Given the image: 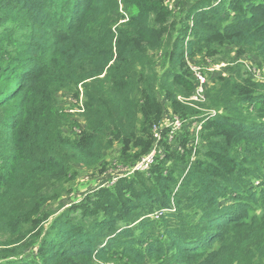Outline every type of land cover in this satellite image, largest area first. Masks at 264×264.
Listing matches in <instances>:
<instances>
[{"label": "trees", "instance_id": "trees-1", "mask_svg": "<svg viewBox=\"0 0 264 264\" xmlns=\"http://www.w3.org/2000/svg\"><path fill=\"white\" fill-rule=\"evenodd\" d=\"M172 1L0 0V44L24 30L17 58L0 45V264H247L253 249L264 264V91L220 75L206 105L178 100L195 89L187 58L234 46L264 60V0H188L178 14ZM86 80V127L71 139L54 93ZM159 96L183 127L201 124L199 145L157 126ZM153 127L146 173L60 203L73 164L96 167L115 144L137 162Z\"/></svg>", "mask_w": 264, "mask_h": 264}, {"label": "rangeland", "instance_id": "rangeland-1", "mask_svg": "<svg viewBox=\"0 0 264 264\" xmlns=\"http://www.w3.org/2000/svg\"><path fill=\"white\" fill-rule=\"evenodd\" d=\"M68 1V0H65ZM181 1V2H179ZM179 2V3H178ZM190 1L188 0H173L170 2V5L174 6L175 13L184 12ZM168 3V2H166ZM119 15L116 12H113L108 19V23L110 28L113 30L120 28L123 23L126 15L123 11H118ZM58 16H55V19H58L59 15L62 14L61 8L57 11ZM181 14V13H180ZM120 16H123L122 18ZM179 16V15H178ZM11 23L6 25V28H11ZM121 29V28H120ZM1 31V29H0ZM24 30L15 29V32H7V37L5 38L4 34V42L0 45L3 46L6 52H9L11 56L17 58L20 50L22 48L21 42L18 39V36L23 34ZM158 62L156 65V71L161 74L165 71L163 69L161 56L158 53ZM198 64H206L210 67L216 68L220 67L213 75L220 76L223 78H228L231 82L242 83L246 79H251V86L262 92L264 91V60L258 58L254 51L251 48L247 47H234V46H226L221 47V49L214 55L209 57H197L195 60H192ZM224 66V67H223ZM90 71L88 65L78 66L75 68L74 78H80L85 76ZM254 71V73H252ZM217 74V75H216ZM208 78L212 77L210 75ZM214 78H210L211 86L217 84L216 81L212 82ZM91 83L90 80H86L76 85L77 83H73L70 86L60 87L55 90L54 99L56 101L57 109L59 115L64 119V123H66L64 133L69 138H77L81 131H83L86 127V118H85V94L87 93V87ZM257 86V88H256ZM77 96V97H76ZM159 100L163 106V116L162 120L158 123L157 126L161 128H168L170 131L167 133L170 136V133H181L184 130H189L190 139L193 141V125L189 124L186 127L181 126V119L178 115H174L166 100L159 96ZM203 105V104H199ZM206 105V104H205ZM198 108L200 111H209L211 109ZM245 115V113H243ZM245 118L252 119L253 115L248 114L244 116ZM178 120L180 123V128L178 131H172L174 128V122ZM67 121V122H66ZM169 139V138H168ZM170 140V139H169ZM157 140V146L159 148L160 141ZM200 141V140H199ZM157 147H155L156 149ZM119 152L120 146L115 144L111 149L106 150L103 153V158L100 161V164L93 168H85L82 165L73 164L72 169L77 172V177L74 182H72L71 188L72 193L65 195L60 203L63 206H68L69 204L75 202L80 197L84 196L87 193L94 191L95 189L102 187H110L112 183H114L118 178L122 176H129L130 170L136 164V162L129 161L128 164H124L125 162L119 161ZM135 162V163H134ZM134 163L132 166L131 164ZM128 166V167H127ZM131 166V167H130ZM130 167V168H129ZM257 214H259L258 208H260V204L256 205ZM156 219V217H153ZM194 221V220H192ZM261 248L264 251V236L262 237ZM254 248V247H252ZM258 249V248H257ZM259 252L253 249L251 253V258L247 262V264H260V260L258 258ZM98 264V263H94Z\"/></svg>", "mask_w": 264, "mask_h": 264}, {"label": "built area", "instance_id": "built-area-1", "mask_svg": "<svg viewBox=\"0 0 264 264\" xmlns=\"http://www.w3.org/2000/svg\"><path fill=\"white\" fill-rule=\"evenodd\" d=\"M122 22L124 23L125 20ZM186 62H187V65H188L190 72L192 73V75L195 79V89H194L193 94L189 98L183 99V98L178 97V100L184 104H187L189 102L190 106H192L191 103H193V102L205 104L206 100H207L206 89L209 87V78L207 76L209 74H210V76H215L213 74L217 70H219L221 66L213 68V67H210L206 64L195 63L188 58L186 59ZM252 73H254V71ZM206 113H211V114L215 115L216 112L214 110H209V111H205V114ZM183 123H184V121L181 120V126L183 125ZM200 125H201L200 123H194V125H193V130H194L193 131V136H194L193 145H199V143H200L199 137H198ZM179 128H180V123L178 122V120H175L174 128L172 131H178ZM160 134H161V130L156 128V127H153L154 146L148 154H146L145 156H143L140 160H138L136 162V164L130 170V174H132L134 172L146 173L149 170V168L152 165L156 155L158 154L157 140L160 141V139H161ZM174 134L175 133H173V132L170 133V136H169L170 140ZM155 147H157V148L155 149Z\"/></svg>", "mask_w": 264, "mask_h": 264}]
</instances>
